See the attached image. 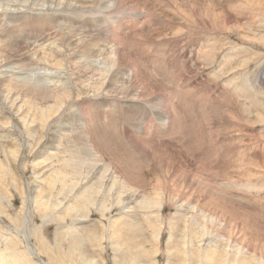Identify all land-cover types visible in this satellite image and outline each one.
I'll list each match as a JSON object with an SVG mask.
<instances>
[{"label":"rangeland","instance_id":"1","mask_svg":"<svg viewBox=\"0 0 264 264\" xmlns=\"http://www.w3.org/2000/svg\"><path fill=\"white\" fill-rule=\"evenodd\" d=\"M178 263L264 264V0H0V264Z\"/></svg>","mask_w":264,"mask_h":264},{"label":"bare ground","instance_id":"2","mask_svg":"<svg viewBox=\"0 0 264 264\" xmlns=\"http://www.w3.org/2000/svg\"><path fill=\"white\" fill-rule=\"evenodd\" d=\"M53 1H54V0H53ZM14 2H15V1H14ZM36 3H37V2H36ZM45 3H46V2H45ZM172 4H173V3H172ZM21 5H22V4H21ZM145 8H146V7H145ZM46 9H47V8H46ZM148 10H149V9H148ZM115 15H116V14H115ZM120 20H121V19H120ZM137 28H138V27H137ZM125 31H126V30H125ZM136 38H137V37H136ZM139 38H140V37H139ZM10 46H11V45H10ZM38 48H39V47H38ZM34 50H35V49H34ZM56 55H57V54H56ZM110 56H111V55H110ZM101 57H102V56H101ZM116 57H117V56H116ZM120 57H121V56H120ZM207 57H208V56H207ZM81 58H82V57H81ZM118 58H119V57H118ZM123 58H124V57H123ZM125 58H126V57H125ZM230 58H231V57H230ZM48 60H49V59H48ZM116 60H117V59H116ZM125 61H126V60H125ZM117 62H118V61H117ZM120 62H122V61H120ZM120 62H118V63L120 64ZM23 63H24V62H23ZM71 63H72V62H71ZM122 65H123V64H122ZM71 66H72V65H71ZM119 66H120V65H119ZM134 67H135V66H134ZM79 68H80V67H79ZM95 68H96V67H95ZM220 68H221V67H220ZM75 69H76V68H75ZM91 69H92V68H91ZM80 70H81V68H80ZM137 70H138V69H137ZM78 71H79V70H78ZM85 72H86V71H85ZM79 74H80V73H79ZM131 75H132V74H131ZM133 75H135V74H133ZM136 75H137V73H136ZM137 76H138V75H137ZM140 76H141V75H140ZM135 77H136V76H135ZM109 78H110V77H109ZM129 78H131V77H129ZM132 78H134V77H132ZM136 78H137V77H136ZM137 79H138V78H137ZM215 79H216V78H215ZM90 80H91V79H90ZM129 80H134V79H129ZM125 81H126V80H125ZM136 82H137V80H136ZM136 82H135V83H136ZM74 83H75V82H74ZM74 83H73V84H74ZM92 83H93V82H92ZM125 83H127V82H125ZM131 83H133V82H131ZM129 84H130V83L128 82V84H125V86H127V88H128V85H129ZM93 85H94V84H93ZM70 87H71V86H70ZM130 87H131V85H130ZM133 87H134V86H133V84H132V87H131V88H133ZM148 87H149V86H148ZM124 88H125V87H124ZM131 88H130V89H131ZM145 88H146V87H145ZM121 89H122V88H121ZM131 90H132V89H131ZM142 90H144V89H141V91H142ZM147 90H148V89H147ZM149 90H151V88H150ZM43 91H44V90H43ZM120 91H121V90H120ZM127 91H128V90L126 89V92H127ZM141 91H140V92H141ZM128 92H131V91L129 90ZM138 92H139V91H138ZM142 92H144V91H142ZM146 93H147V92H146ZM127 94H128V93H127ZM125 95H126V94H125ZM143 95H144V93H143ZM149 95H150V93H149ZM127 96H129V95H127ZM135 96H136V95H135ZM140 96H141V95H140ZM194 98H195V97H194ZM132 99H133V98H132ZM133 101H134V100H133ZM137 101H138V100H137ZM67 102H68V101H67ZM109 106H110V105H109ZM91 121H94V120H91ZM90 123H91V122H90ZM93 126H94V125H93ZM96 128H97V127H96ZM85 129H86V128H85ZM97 129H98V128H97ZM97 129L95 130V128H94L95 131H97ZM98 131H99V130H98ZM95 133H96V132H95ZM98 133H100V132H98ZM98 133H96V135H97ZM130 133H131V132H130ZM77 134H78V133H77ZM100 134H101V133H100ZM76 136H77V135H76ZM99 136H100V135H99ZM77 137H78V136H77ZM77 137H76V138H77ZM78 138H79V137H78ZM84 138H86V137H84ZM88 138H89V137H88ZM140 139H141V138H140ZM81 140H82V139L80 138L79 141H81ZM157 141H158V140H157ZM85 143H86V141H85ZM63 144H64V143H63ZM78 144H80V143H78ZM83 144H84V143H83ZM142 144H143V143H142ZM144 145H145V144H144ZM81 146H82V145H81ZM83 146H84V145H83ZM85 146H86V144H85ZM92 146H93V145H92ZM148 146H149V145H148ZM94 149H95V148H94ZM89 150H91V149H89ZM89 150H88V151H89ZM166 150H167V149H166ZM89 152H90V151H89ZM139 152H140V151H139ZM145 152H146V151H145ZM140 153H141V152H140ZM76 163H77V162H76ZM64 166H65V165H64ZM59 177H60V176H59ZM95 183H96V182H95ZM93 186H94V183H93ZM95 186H97V184H96ZM87 188H88V187H87ZM89 188H91V187H89ZM92 189H93V188H92ZM96 189H97V187H96ZM96 189H95V190H96ZM87 191L90 192L89 190H87ZM87 191H86V192H87ZM98 191H99V190H98ZM81 192H82V191H81ZM83 192H84V191H83ZM88 192H87V193H88ZM91 193H92V192H91ZM91 193H88L89 196H91V195H90ZM94 193H95V192H94ZM96 194H97V191H96ZM96 194H95V195H96ZM102 194H103V193H102ZM215 194H216V193H215ZM95 195H93V196H95ZM103 195H104V194H103ZM96 197H97V196H95L94 198H96ZM144 197H145V196H144ZM81 198H82V197H81ZM88 198H89V197H88ZM91 198H92V197H91ZM91 198H90V199H91ZM146 198H147V197H146ZM87 201H88V200H87ZM89 201H91V200H89ZM92 201H94V199H93ZM144 202H145V201H144ZM44 214H45V213H44ZM58 215H59V214H58ZM130 221H131V220H130ZM111 222H112V221H111ZM113 222H114V221H113ZM122 223H123V222H122ZM126 224H127V223H126ZM113 225H114V224H113ZM113 225L111 224V226H113ZM133 225H134V224H133ZM129 226H130V225H129ZM129 226H128V227H129ZM131 226H132V224H131ZM124 227H125V226H124ZM118 231H119V230H118ZM110 232H111V231H110ZM119 232H120V231H119ZM119 232H117V233H119ZM113 233H116V231L113 232ZM113 236H114V234H113ZM112 238H113V237H112ZM118 241H119V240H118ZM139 249H140V248H139ZM139 251H140V250H139ZM179 251H180V250H179ZM137 252H138V251H137ZM144 253H145V252H144ZM144 253H143L142 251L139 252L138 255H136V253H135V256H136L135 258H136V260H138L139 257H142V255L144 256ZM178 253H179V252H178ZM131 254H132V255H131ZM130 255H131V258H132V256H134L133 253H130ZM180 256H181V255H180ZM180 258H181V257H180ZM180 258H179V259H180ZM211 258H212V257H211ZM239 259H240V258H239ZM136 260H135V261H136ZM180 260H181V259H180ZM177 261H179V260H177ZM187 261H188V260H187ZM179 262H180V261H179ZM174 263H176V262H174ZM190 263H191V262H190ZM192 263H193V262H192ZM178 264H179V263H178Z\"/></svg>","mask_w":264,"mask_h":264}]
</instances>
